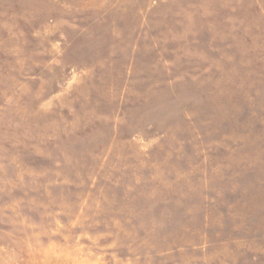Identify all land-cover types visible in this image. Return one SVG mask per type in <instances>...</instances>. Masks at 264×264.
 I'll use <instances>...</instances> for the list:
<instances>
[{
    "label": "rangeland",
    "instance_id": "374dc122",
    "mask_svg": "<svg viewBox=\"0 0 264 264\" xmlns=\"http://www.w3.org/2000/svg\"><path fill=\"white\" fill-rule=\"evenodd\" d=\"M0 264H264V0H0Z\"/></svg>",
    "mask_w": 264,
    "mask_h": 264
}]
</instances>
